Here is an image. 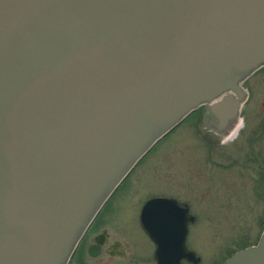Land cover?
<instances>
[{"label": "water", "instance_id": "obj_1", "mask_svg": "<svg viewBox=\"0 0 264 264\" xmlns=\"http://www.w3.org/2000/svg\"><path fill=\"white\" fill-rule=\"evenodd\" d=\"M262 66L264 0H0V264H67L185 116L207 105L218 132L235 129ZM194 219L144 202L155 264L199 261ZM222 264H264V223Z\"/></svg>", "mask_w": 264, "mask_h": 264}, {"label": "rangeland", "instance_id": "obj_2", "mask_svg": "<svg viewBox=\"0 0 264 264\" xmlns=\"http://www.w3.org/2000/svg\"><path fill=\"white\" fill-rule=\"evenodd\" d=\"M249 86L251 95L241 105L238 133L233 137L234 129L217 133L216 118L207 107L195 112L124 182L85 243L106 230L131 250L130 257L112 264H153L151 244L138 224L140 205L152 195H173L188 200L197 216L188 245L201 257L198 264H220L234 250L253 244L261 232L264 207V132L252 142L264 111V74L255 75ZM96 251L87 255L80 249L72 264H103V249Z\"/></svg>", "mask_w": 264, "mask_h": 264}, {"label": "flooded vegetation", "instance_id": "obj_3", "mask_svg": "<svg viewBox=\"0 0 264 264\" xmlns=\"http://www.w3.org/2000/svg\"><path fill=\"white\" fill-rule=\"evenodd\" d=\"M263 73L264 74V66L258 68L249 78L246 79V81L244 82V88L246 90V99L243 102V104H245L251 95V90H250V86H249V82L250 80L257 74ZM264 108V104L262 105ZM207 106L204 107H200L197 110H195L194 112H198V110L203 109ZM242 107V106H241ZM208 108V107H207ZM209 109V108H208ZM241 111V110H240ZM193 112V113H194ZM192 114V113H191ZM191 114L189 116H191ZM241 115V113H239V116ZM187 116L180 124L179 126L184 123L185 120H187V118L189 117ZM241 117V116H240ZM247 117L245 116V114H243L242 116V121H243V125H245ZM178 126V127H179ZM256 129L257 131L254 133V137H252V142H255V140H257L259 138V136L261 135V133L264 132V111L261 112L260 117L258 118L257 121V125H256ZM176 129V128H175ZM217 131V130H216ZM240 131V130H239ZM217 133L219 134H223L217 131ZM263 188V195H264V186ZM154 196H167L170 198H173L175 200H177L179 203L184 204L187 206L188 208V213L194 216V221L193 222H189L187 224V233H186V239H185V244L187 246L188 249L193 250L195 252V254L200 258L201 257L197 254V252L189 247L188 243H189V235H190V230L192 225L195 224L196 220H197V216L192 212V205L188 200H184V199H180L178 197H175L173 195H152L150 197H148L147 199L154 197ZM145 199L142 204L147 200ZM142 204L140 205V209H139V213H138V224H139V228L142 232V234L144 235V237L150 242L151 244V251H150V259L153 261V264H155V250H156V245L155 243L146 235V233L143 231V229L140 226L139 223V214H140V210L142 207ZM97 219V218H96ZM96 219L93 221V223L89 226V228L87 229L85 235L83 236L82 240L80 241L76 251H75V255L77 254L78 250L82 249V252H84L87 255H92V254H96V248H101L103 249L105 255H106V259L105 261H103V264H112L113 262L116 261V259L118 258H127L128 256H131V250L129 247V244L124 242L122 239H116V238H110L109 233L106 230H101L98 231L95 235L92 236L90 243H85V238L88 236V234L91 232V229L93 227V225L96 222ZM83 244V245H82ZM183 264H190L188 262H186L185 259L181 260ZM200 263V261L198 262Z\"/></svg>", "mask_w": 264, "mask_h": 264}, {"label": "bare ground", "instance_id": "obj_4", "mask_svg": "<svg viewBox=\"0 0 264 264\" xmlns=\"http://www.w3.org/2000/svg\"><path fill=\"white\" fill-rule=\"evenodd\" d=\"M238 122V121H237ZM242 127V124H237L235 129H234V132L232 133V137L238 133L239 129Z\"/></svg>", "mask_w": 264, "mask_h": 264}]
</instances>
